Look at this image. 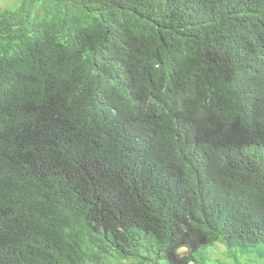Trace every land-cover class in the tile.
Instances as JSON below:
<instances>
[{"label":"trees","instance_id":"trees-1","mask_svg":"<svg viewBox=\"0 0 264 264\" xmlns=\"http://www.w3.org/2000/svg\"><path fill=\"white\" fill-rule=\"evenodd\" d=\"M0 264H264V0L0 7Z\"/></svg>","mask_w":264,"mask_h":264},{"label":"rangeland","instance_id":"rangeland-1","mask_svg":"<svg viewBox=\"0 0 264 264\" xmlns=\"http://www.w3.org/2000/svg\"><path fill=\"white\" fill-rule=\"evenodd\" d=\"M17 0H1L0 1V7L1 8H10ZM217 249L214 250V252L211 254L212 259L216 258H222L224 260V257L222 256V253L219 252L223 250V247L216 246Z\"/></svg>","mask_w":264,"mask_h":264}]
</instances>
